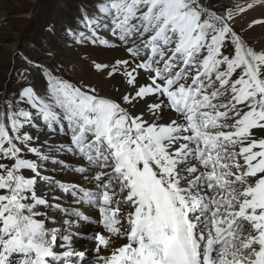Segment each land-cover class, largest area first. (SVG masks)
Segmentation results:
<instances>
[{"label":"snow or ice","instance_id":"1","mask_svg":"<svg viewBox=\"0 0 264 264\" xmlns=\"http://www.w3.org/2000/svg\"><path fill=\"white\" fill-rule=\"evenodd\" d=\"M67 4L88 83L0 95V264H264V0Z\"/></svg>","mask_w":264,"mask_h":264},{"label":"rangeland","instance_id":"2","mask_svg":"<svg viewBox=\"0 0 264 264\" xmlns=\"http://www.w3.org/2000/svg\"><path fill=\"white\" fill-rule=\"evenodd\" d=\"M70 11L74 9L68 7L67 0H0V52L13 45L17 48L0 66V95L14 87L23 55L48 66L70 82L87 84V71L74 75L61 62L58 54L65 41L53 39L52 34L45 31L52 23L59 25Z\"/></svg>","mask_w":264,"mask_h":264},{"label":"bare ground","instance_id":"3","mask_svg":"<svg viewBox=\"0 0 264 264\" xmlns=\"http://www.w3.org/2000/svg\"><path fill=\"white\" fill-rule=\"evenodd\" d=\"M253 40L254 41L264 40V35H261L260 33H255L253 35ZM63 45L64 46L62 48V51H60L58 54L61 62L64 65L68 66L74 75H83V73L87 71L88 72L87 83H88L89 69L84 64L79 63V60L81 56L83 55L80 52V49L77 47H74L70 40L65 41ZM89 47H91V45H89ZM16 50H17L16 45H13L7 48L4 52L1 51L0 52V66H2L6 62L7 57L12 55Z\"/></svg>","mask_w":264,"mask_h":264}]
</instances>
